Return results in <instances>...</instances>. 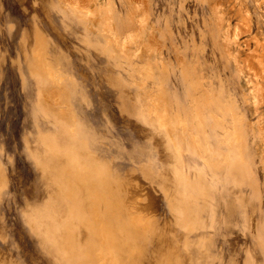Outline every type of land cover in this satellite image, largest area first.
<instances>
[{"label":"rangeland","instance_id":"obj_1","mask_svg":"<svg viewBox=\"0 0 264 264\" xmlns=\"http://www.w3.org/2000/svg\"><path fill=\"white\" fill-rule=\"evenodd\" d=\"M0 264H264V0H0Z\"/></svg>","mask_w":264,"mask_h":264}]
</instances>
